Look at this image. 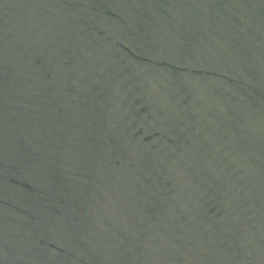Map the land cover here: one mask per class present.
I'll use <instances>...</instances> for the list:
<instances>
[{"label":"water","instance_id":"95a60500","mask_svg":"<svg viewBox=\"0 0 264 264\" xmlns=\"http://www.w3.org/2000/svg\"><path fill=\"white\" fill-rule=\"evenodd\" d=\"M0 264H264V0H0Z\"/></svg>","mask_w":264,"mask_h":264}]
</instances>
